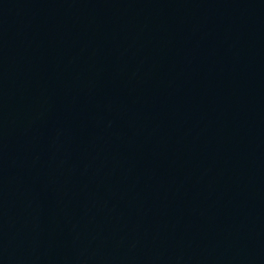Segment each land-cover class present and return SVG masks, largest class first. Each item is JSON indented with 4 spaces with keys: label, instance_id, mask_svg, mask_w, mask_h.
Instances as JSON below:
<instances>
[{
    "label": "water",
    "instance_id": "1",
    "mask_svg": "<svg viewBox=\"0 0 264 264\" xmlns=\"http://www.w3.org/2000/svg\"><path fill=\"white\" fill-rule=\"evenodd\" d=\"M0 264H264V0H0Z\"/></svg>",
    "mask_w": 264,
    "mask_h": 264
}]
</instances>
